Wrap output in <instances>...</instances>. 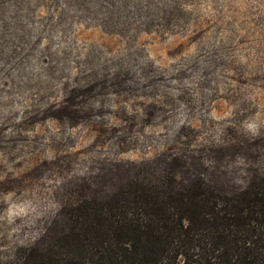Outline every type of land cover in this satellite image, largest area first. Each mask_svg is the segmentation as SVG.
<instances>
[{"label": "rangeland", "instance_id": "374dc122", "mask_svg": "<svg viewBox=\"0 0 264 264\" xmlns=\"http://www.w3.org/2000/svg\"><path fill=\"white\" fill-rule=\"evenodd\" d=\"M171 160L264 175V0H0V264Z\"/></svg>", "mask_w": 264, "mask_h": 264}, {"label": "trees", "instance_id": "16d2710c", "mask_svg": "<svg viewBox=\"0 0 264 264\" xmlns=\"http://www.w3.org/2000/svg\"><path fill=\"white\" fill-rule=\"evenodd\" d=\"M176 165L82 199L10 264H264V175L226 192Z\"/></svg>", "mask_w": 264, "mask_h": 264}]
</instances>
